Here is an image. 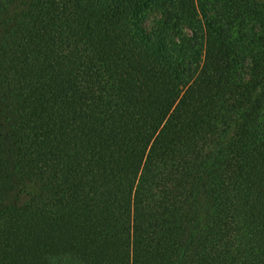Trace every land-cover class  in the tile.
<instances>
[{"label": "trees", "instance_id": "obj_1", "mask_svg": "<svg viewBox=\"0 0 264 264\" xmlns=\"http://www.w3.org/2000/svg\"><path fill=\"white\" fill-rule=\"evenodd\" d=\"M0 264H264V0H0Z\"/></svg>", "mask_w": 264, "mask_h": 264}, {"label": "rangeland", "instance_id": "obj_2", "mask_svg": "<svg viewBox=\"0 0 264 264\" xmlns=\"http://www.w3.org/2000/svg\"><path fill=\"white\" fill-rule=\"evenodd\" d=\"M151 26V24H149V27Z\"/></svg>", "mask_w": 264, "mask_h": 264}]
</instances>
